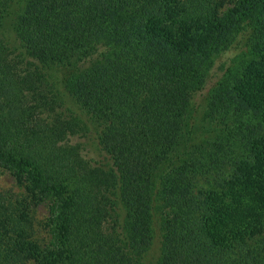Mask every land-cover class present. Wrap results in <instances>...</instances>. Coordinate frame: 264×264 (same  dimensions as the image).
<instances>
[{
  "label": "trees",
  "instance_id": "16d2710c",
  "mask_svg": "<svg viewBox=\"0 0 264 264\" xmlns=\"http://www.w3.org/2000/svg\"><path fill=\"white\" fill-rule=\"evenodd\" d=\"M0 167V264H264V0H0Z\"/></svg>",
  "mask_w": 264,
  "mask_h": 264
},
{
  "label": "rangeland",
  "instance_id": "374dc122",
  "mask_svg": "<svg viewBox=\"0 0 264 264\" xmlns=\"http://www.w3.org/2000/svg\"><path fill=\"white\" fill-rule=\"evenodd\" d=\"M0 191L8 194L21 193L23 191L14 176L7 170L0 167ZM34 221L36 229V237L41 243H46L49 239L48 227L46 225L47 206L45 203L34 204Z\"/></svg>",
  "mask_w": 264,
  "mask_h": 264
}]
</instances>
